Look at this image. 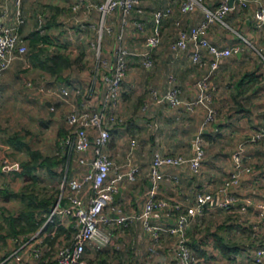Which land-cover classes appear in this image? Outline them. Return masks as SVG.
Returning <instances> with one entry per match:
<instances>
[{"label":"crops","instance_id":"0c3cea01","mask_svg":"<svg viewBox=\"0 0 264 264\" xmlns=\"http://www.w3.org/2000/svg\"><path fill=\"white\" fill-rule=\"evenodd\" d=\"M53 1L36 3L25 0L21 8L25 18L21 26L23 36L30 37L33 31H39L45 39L32 45L41 54L53 55L56 53L55 48L57 52L63 51L58 46L53 49V42L49 41V34L45 32L47 29L39 28L37 22L29 23L26 18L37 5H61L59 0L54 1V4ZM101 1L76 0L74 5L79 2L81 4L77 9L73 8L74 5L72 8L82 9V17L78 21L80 24L87 20L93 33L96 30L95 40L91 41V49L85 50L86 55L94 54L97 58L100 46L104 58L103 64L97 58V74L88 80L87 97L91 106L100 105L107 89L103 74L110 71L114 64L118 33H123V43L131 51L117 107V114L122 120L114 124L112 139L105 151L114 158L120 170L126 171L134 164L139 167V171L136 180L125 181L120 185L115 196L116 204L129 211H140L145 203L144 193L151 185L149 168L154 151L159 149L167 154L191 158L195 154L193 142L199 133L203 137L206 151L200 171L194 172L189 163L180 167L166 166V175H163L159 184L160 197L193 203L198 193L220 194L228 175L234 169L233 152L244 143L246 163L252 170L231 188L238 197V204L229 212L217 204L209 206L208 213L191 226L188 237L194 250H198V264H256L254 251L258 245L264 244V220L254 210V205L264 200V26L261 29L254 27L257 4L252 2L242 7L239 0H234L237 7L228 13L226 23L215 22L207 32L209 40L214 44L221 47L238 45L240 51L220 61V67L213 77L217 85L214 100L217 115L213 122L205 124V106L198 105L191 110L183 104L174 108L167 101L160 100L172 85L180 88L181 98L185 102L193 100L198 93V80L208 70V62L213 56L201 48L205 61L197 63L191 55L196 48L195 44L191 43L187 50L179 52L172 48V44L178 34L177 22L190 28L202 20L204 8L198 6L194 11L184 13L181 11L184 0H139L137 9L141 11L137 10V13L145 23L141 31L135 28L132 20L123 25L119 11L103 16L95 8V3ZM220 2L206 0L204 5L214 9ZM167 6L172 8V13L161 23V43L154 50L155 64L149 67L142 53L146 49L147 37L152 33L154 12ZM16 11L14 0H0V23L14 22ZM91 13L94 16L99 13V28L96 23L98 20L90 16ZM118 21L120 25H116ZM116 26L121 27L119 32L115 31ZM28 41L31 43L30 38ZM10 66L2 76L6 77L10 73L6 72ZM4 80L1 79V85ZM30 82L37 88L47 83L42 81L38 84L32 79ZM152 90H156L157 95ZM255 134L263 136L256 142L248 141ZM133 141L136 143L134 146ZM112 174L115 175L114 172ZM63 190L53 209L57 204L60 208L69 204L66 199L67 190ZM63 195L64 200L60 202ZM243 202L250 203L252 213L241 211L240 204ZM55 215L57 220L52 228H41L38 238L25 243L21 239L12 241L11 253L18 249L24 257V263L37 264L38 260L33 258V249L41 246L44 260L58 263L57 250L71 243L74 227L71 217ZM153 222L165 226L169 220L160 217ZM109 230L112 240L107 247L101 250L87 247L86 254L89 249L93 254V264H179L175 236L162 232L160 241L154 242L152 234L143 229L141 224H116L109 226ZM69 236L70 239H67ZM218 237L225 251L217 245ZM16 262L17 259L12 258L8 264Z\"/></svg>","mask_w":264,"mask_h":264},{"label":"built area","instance_id":"2783aa9c","mask_svg":"<svg viewBox=\"0 0 264 264\" xmlns=\"http://www.w3.org/2000/svg\"><path fill=\"white\" fill-rule=\"evenodd\" d=\"M83 1L80 0V2ZM138 1L105 0L98 5V9L103 16L119 11L122 24L126 25L134 11H141L137 9ZM205 1L184 0L181 5L182 12L189 13L198 6H202L204 17L190 28L181 26V22L178 21L177 38L172 44V48L177 52L187 50L191 43L195 44L196 48L191 55L194 62L197 63L205 61L201 55V48H205L213 56L208 62V70L198 80V93L193 100L185 102L181 98L180 88L172 85L162 94L160 100L167 101L174 108L183 104L191 110L198 105L205 106L207 108L205 124H208L213 122L217 115V110L214 107L217 85L213 81V77L220 67V61L239 52L240 46L221 47L211 42L207 35L210 26L215 22L226 23L228 13L237 7L236 4L234 2L231 4V0H221L216 8L211 9L204 5ZM14 2L17 6L14 22L0 23V78L12 62L23 56L28 49L21 32V26L25 21L21 9L23 0H14ZM80 2L75 4L73 8L77 9L81 4ZM252 2L257 4L254 27L261 29L264 26V0H239L242 7H247ZM171 13L172 8L170 6L157 9L154 12V28L147 37L146 49L142 53L145 64L149 67L153 66L154 50L161 43V23ZM133 23L135 28L144 29V23L141 20H135ZM130 54V49L123 43V33L121 32L117 36L114 65L110 71L103 74L107 89L102 95L100 105L98 107L73 106L67 114L66 119L71 130L62 140V152L72 154L74 162L85 170L81 176H66L64 185L67 188L66 199L69 204L61 208L57 204L50 216L51 221H53L54 214L71 217L73 220V240L70 244L57 250L58 264H87L84 259L87 247L92 246L95 250L107 247L112 240L109 226L116 224L124 226L141 224L143 229L152 234L154 242L160 241L162 232L175 236L179 264H194L193 250L188 237L189 229L198 219L208 213L207 210L209 206L214 204L216 195L211 192L198 193L193 203L185 200H173L160 197L159 184L163 175H166L164 172L166 166L180 167L189 163L194 172L200 171L206 155L204 140L200 133L193 142L195 154L191 158L167 154L159 149L154 151L149 168L151 185L144 193L145 203L140 211L126 210L117 205L115 201L120 185L125 181L136 180L139 171V167L134 164H131L126 171L120 170L116 166L114 158L105 151L112 139L114 124L122 120L117 114V107L123 89V81L129 68ZM97 58L104 62L100 46L97 51ZM31 83L29 82V85H32ZM39 88L48 94L56 93L61 98L69 94L66 88L56 92L47 84H43ZM152 93L157 95L156 90H152ZM2 95L0 86V101ZM262 136L263 134L252 135L248 141L256 142ZM132 145L134 146L136 143L133 141ZM246 158L244 143H241L233 152L234 169L228 175L217 199V205L228 212L239 202L231 188L252 170L251 166L246 163ZM113 172L115 173L114 176ZM240 205L241 211L252 213L249 202H243ZM254 210L264 220V200L258 201L254 205ZM160 217L169 220V222L165 226L153 222L155 218ZM40 233L41 230L27 240L22 238L21 241L25 243L34 240L40 236ZM33 251L34 259L39 261L43 258L41 246H35ZM12 258L17 259L15 264H26L18 249L6 256L0 264H8ZM253 258L256 264H264V244L257 246Z\"/></svg>","mask_w":264,"mask_h":264},{"label":"rangeland","instance_id":"374dc122","mask_svg":"<svg viewBox=\"0 0 264 264\" xmlns=\"http://www.w3.org/2000/svg\"><path fill=\"white\" fill-rule=\"evenodd\" d=\"M104 1L94 2L95 8L99 10L98 5ZM74 2L76 0H59L61 4L59 6L37 5L26 18L29 23L37 22L39 28L47 29L45 32L49 34V41L53 42V49L58 46L70 56L71 65L63 69L62 77L51 73L46 67L48 65L46 59L52 54H41L42 52L35 49L29 41L26 53L16 58L6 71L10 72L6 77L5 75L1 77L5 80L1 85L3 98L0 101V262L11 253L12 241L25 239L36 233L13 235L10 218H16L17 221L14 223L21 229L27 218L25 212L30 207L38 208V200L43 197L54 196L58 199L62 188L67 190L64 185L66 176L84 172L83 167L73 162L69 165L59 163L53 166L54 174H51L47 167L40 165L32 169L33 160L28 166H23L30 160L31 154L26 147L12 141L16 138L27 143L32 149L40 151L43 156L52 157L58 152L59 130L68 126L66 118L69 110L73 106H91L87 97L88 80H92L97 74L95 68L97 58L94 54L87 56L85 50L91 49V41L95 40L96 30L93 33L87 20L82 24L78 22L82 17V9L74 10L72 8ZM90 16L98 20L96 23L99 28V13L96 16L91 13ZM118 24L121 23L118 21L116 25ZM26 27L28 28V25ZM54 51L57 52L56 48ZM14 65L16 67H13ZM101 69L103 66L99 68L100 71ZM30 79L35 83L47 82V86H51L56 92L66 88L69 94L64 98L56 93L48 94L35 87L36 85H29ZM46 101H51L52 105H47ZM147 107L148 104L145 109ZM18 164L21 166L19 169L15 167ZM30 196L34 197L31 199ZM35 197L38 199L33 200ZM48 221L52 222L50 215ZM69 235L71 236V232ZM70 236L67 239H70ZM192 250L194 264H198L196 261L198 250H194L193 247ZM85 259L87 264H93L90 249Z\"/></svg>","mask_w":264,"mask_h":264},{"label":"trees","instance_id":"16d2710c","mask_svg":"<svg viewBox=\"0 0 264 264\" xmlns=\"http://www.w3.org/2000/svg\"><path fill=\"white\" fill-rule=\"evenodd\" d=\"M137 12H138L137 10L134 11L133 12V13H135L134 15L132 13L130 21L132 20L134 22L135 20H138V21L141 20L139 18L140 14H138ZM23 25H24V23H23ZM153 28H154V26H153ZM153 28H152V31H153ZM137 30H139V29H137ZM21 32H22V28H21ZM118 35H119V33L117 34V36ZM29 38H30L31 45H35L36 42L45 40L43 37L40 36L39 31H33ZM24 39H25V42L28 46V42H27L28 37L24 35ZM114 59H115V56H114ZM46 61L48 64L46 67L50 70V72L53 74H58L59 77H62L63 69L66 68L67 66L71 65L70 56L64 52H56L52 56L48 57L46 59ZM103 63L104 62H102V64ZM154 64H155V58H154ZM154 64H153V66H154ZM0 86H1V84H0ZM1 90L3 93V87L2 86H1ZM2 98H3V95H2ZM67 124H68V122H67ZM70 130H71V127L69 126V124H68L66 129L61 128L59 130V138L57 140L58 152L56 155H54L52 157L43 156L40 153V151L32 149L27 143H25V142L23 143L16 138L12 139V141L14 140V141L18 142V144L21 147H26L29 150V153L31 154L30 160L28 162H26L25 164H23V166H28L29 162L33 160L34 166H32L33 167L32 169H36L37 166L40 165L41 167H47L49 169L50 173L54 174L53 166L58 165L59 163H63V164H67V165L71 164L72 162L75 163L74 162V156L72 154H69L68 152L67 153L62 152V140L68 135ZM39 160H41V161L39 162ZM15 167L19 169V167H21V166H19V164H18ZM29 170H31V168ZM82 174L83 173L76 174V175L81 176ZM71 176H75V175H71ZM64 192H66L65 189H64ZM30 197L32 199L34 196H30ZM35 199H38V198L35 197L33 200H35ZM63 200H64V195L62 196L60 202H62ZM56 201H57V197H54V196L43 197L40 200H38V204H37L38 208L30 207L29 210H27L25 212V214H27V218H26L25 224L21 227V229L18 228V224L14 223L15 221H17V219L14 217H11L10 220L12 222L11 223L12 234L18 235L19 233H33V232L35 233L42 227H43V230L45 228L51 229L52 226L54 225L55 220H57L56 215L55 214L53 215V217H52L53 221L52 222H50V221L47 222V219H48L49 215L51 214V212L53 210V206L56 203ZM217 245H219V248H221L223 251H225L226 248L223 245V242L219 239V237L217 239ZM37 264H58V263L57 262H47L44 260V257H43L37 262Z\"/></svg>","mask_w":264,"mask_h":264},{"label":"water","instance_id":"95a60500","mask_svg":"<svg viewBox=\"0 0 264 264\" xmlns=\"http://www.w3.org/2000/svg\"><path fill=\"white\" fill-rule=\"evenodd\" d=\"M234 0H231L230 3L233 4ZM46 104L51 106L52 102L51 101H46ZM217 199H218V194H216L214 204H217Z\"/></svg>","mask_w":264,"mask_h":264}]
</instances>
